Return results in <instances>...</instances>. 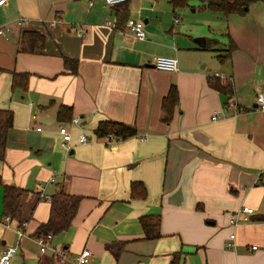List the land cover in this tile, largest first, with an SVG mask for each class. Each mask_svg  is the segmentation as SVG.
Returning <instances> with one entry per match:
<instances>
[{"label": "crops", "instance_id": "0c3cea01", "mask_svg": "<svg viewBox=\"0 0 264 264\" xmlns=\"http://www.w3.org/2000/svg\"><path fill=\"white\" fill-rule=\"evenodd\" d=\"M209 1L0 6V27L9 28L0 34V108L13 112L0 159V252L15 247L8 264H76L82 248L92 253L88 264H168L177 251L180 264H264V222L251 219L264 211V110L256 107L264 96V1L250 2L243 15ZM137 19L143 39L127 27ZM24 31L42 34V47L20 51ZM231 42L235 48L220 60ZM154 55L175 57L177 69L155 68ZM12 71L28 73L25 89L12 88ZM216 79L231 83L230 95L212 86ZM171 87L178 99L165 119ZM229 97L238 110L225 108ZM74 117L79 122L70 123ZM101 120L136 133L107 141L94 133ZM61 124L71 131L70 149L61 145ZM81 132L87 141H78ZM133 181L144 185L145 197L131 196ZM4 185L24 189L25 236L15 231L18 220L4 219ZM59 189L81 197L71 225L50 240L67 250L64 261L41 252L33 235ZM241 206L254 213L231 225ZM157 214L160 236L146 238L139 218ZM232 231L235 245L227 248ZM119 241L115 258L105 244Z\"/></svg>", "mask_w": 264, "mask_h": 264}, {"label": "trees", "instance_id": "16d2710c", "mask_svg": "<svg viewBox=\"0 0 264 264\" xmlns=\"http://www.w3.org/2000/svg\"><path fill=\"white\" fill-rule=\"evenodd\" d=\"M127 1V0H126ZM125 1V2H126ZM188 0H171L175 5H183ZM264 1V0H211L208 5L212 9H217L229 13L245 14L247 12V6L250 2ZM123 2L122 4H124ZM120 20H126L124 14L120 16ZM44 43V36L35 31H24L19 50L20 51H34L35 49L41 48ZM235 48V44L232 42L224 49L225 54L218 56L221 60L229 56L230 52ZM69 62H75L73 59L64 58L65 65H69ZM76 66L71 68L72 71L76 70ZM12 88L25 89L27 87V72H16L12 71ZM212 86L217 90L230 95L232 92V85L230 82H220L218 79L212 82ZM178 99L176 89L171 87L168 91L167 96L162 101V106L166 111V118L170 117L171 109L176 104ZM64 106L59 109V115L63 110ZM13 112L10 109L0 108V159H4V151L6 148V137L8 131L12 127ZM94 133L96 136L103 137L107 133H113L116 136L122 138H128L136 133V129L132 125L125 124L123 122L113 120H101L98 122ZM1 185V178H0ZM131 196L136 198H143L146 196V190L144 185L140 181H133L130 185ZM24 193V189L17 185H4L3 186V197H2V213L4 216L18 220L20 223L24 221L21 210V196ZM80 196L69 194L63 189H59L50 198V210L47 220L40 222L35 231L34 236L56 235L66 230L72 223V220L76 214ZM140 222L144 230V236L149 239H155L160 236L159 230V215H142L140 216ZM254 221L264 222V211L254 215L252 218ZM106 248L111 251L112 255L117 258L120 254L123 242H109L105 244ZM182 253L180 251L173 252L171 259L168 264H180Z\"/></svg>", "mask_w": 264, "mask_h": 264}, {"label": "built area", "instance_id": "2783aa9c", "mask_svg": "<svg viewBox=\"0 0 264 264\" xmlns=\"http://www.w3.org/2000/svg\"><path fill=\"white\" fill-rule=\"evenodd\" d=\"M7 1L8 0H0V6L5 4ZM105 1L107 2V4L109 6L115 7L119 4H122L126 0H105ZM175 21H177V19ZM108 24L114 25L112 22H109V21H108ZM127 27L129 29L130 33L135 38L143 39L145 37V30L143 27V21L142 20H140V19L128 20L127 21ZM7 30H9V28L7 26L0 27V34H3ZM151 61L154 65V67L157 69H160V70L174 71L177 69V60L173 56L154 55V56H152ZM214 77H218L222 81H224V79L226 78V76L221 72H216ZM256 107L260 110H264V96L261 94L257 95V97H256ZM225 108L227 110L233 109V108L235 110H238L237 103L232 97H229L226 100ZM79 120H80L79 117H74V118H72L70 123H77V122H79ZM39 129H40V127H37V130H39ZM58 132L61 135L62 147H64L65 149H70L72 134H71V131H70L68 125L61 124L59 126ZM103 137L107 141H110V142L111 141H113V142L121 141L124 139L121 136L114 135L113 133H107ZM87 140H88V136L84 132H81L78 135V141L79 142H85ZM253 213H254V211L251 207L241 206V208H239V210L236 213L231 215L229 222L231 223V225H236L240 221V219L246 220V219H248V215L253 214ZM241 214H243V216H241ZM4 219L6 221H8L10 219V217L5 216ZM5 224H6V226H9L7 223H5ZM25 224H26L25 222H21L19 224V226L15 229L16 233L20 237L26 235L25 231L22 230V227H24ZM51 237H52V235L50 233H48L46 235L35 236V240L39 246L40 251L45 252L47 249H50L53 251V254L55 255V257L58 260L64 261L67 258V250L62 248V247L52 246L50 243ZM234 238H235V232L232 231V232H230L229 238H228L227 242L225 243L227 248H232L235 245ZM252 248L255 249L256 246L253 245ZM14 252H15V247H7L4 250H2L0 252V264H8L9 260L13 256ZM91 255H92V253L88 248H82L79 252H77L75 254L73 261L76 264H88Z\"/></svg>", "mask_w": 264, "mask_h": 264}, {"label": "water", "instance_id": "95a60500", "mask_svg": "<svg viewBox=\"0 0 264 264\" xmlns=\"http://www.w3.org/2000/svg\"><path fill=\"white\" fill-rule=\"evenodd\" d=\"M201 40L203 41V39L201 38ZM198 44H200L199 42H198ZM200 45H202V44H200Z\"/></svg>", "mask_w": 264, "mask_h": 264}, {"label": "rangeland", "instance_id": "374dc122", "mask_svg": "<svg viewBox=\"0 0 264 264\" xmlns=\"http://www.w3.org/2000/svg\"><path fill=\"white\" fill-rule=\"evenodd\" d=\"M215 60V59H214ZM217 62V61H216ZM218 63V62H217ZM18 254V253H17ZM74 259V258H73Z\"/></svg>", "mask_w": 264, "mask_h": 264}]
</instances>
